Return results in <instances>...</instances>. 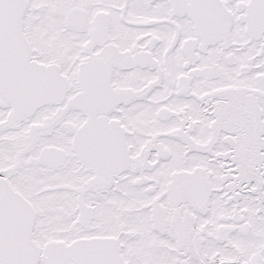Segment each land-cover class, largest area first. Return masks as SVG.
I'll return each instance as SVG.
<instances>
[{
  "label": "snow or ice",
  "instance_id": "obj_1",
  "mask_svg": "<svg viewBox=\"0 0 264 264\" xmlns=\"http://www.w3.org/2000/svg\"><path fill=\"white\" fill-rule=\"evenodd\" d=\"M0 264H264V0H0Z\"/></svg>",
  "mask_w": 264,
  "mask_h": 264
}]
</instances>
